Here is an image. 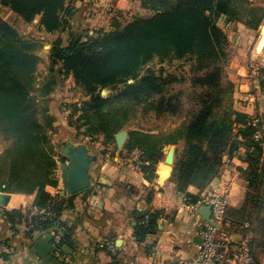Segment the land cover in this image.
I'll return each instance as SVG.
<instances>
[{"label": "trees", "instance_id": "trees-1", "mask_svg": "<svg viewBox=\"0 0 264 264\" xmlns=\"http://www.w3.org/2000/svg\"><path fill=\"white\" fill-rule=\"evenodd\" d=\"M137 1L152 15L137 17L126 25L115 22L111 30L86 37L74 31L67 45L62 39L53 43L51 71L72 76L87 97L73 105L78 117L70 126L76 128V136L92 141L103 138L107 146L116 144V134L130 121L139 103H146L148 110L158 113H177V104L162 96V78L152 70L142 77L140 72L156 58H195L198 70L204 72L196 82L206 88L200 96V107L185 124L168 134L130 130L124 150L142 152L141 171L153 181L157 166L165 157L164 148L183 141L184 155L177 158L173 178L188 204H196L219 177L226 156L229 160H242L246 167L239 165L238 171H248V186L257 188L264 180V150L253 139L250 117L235 109L234 83L223 82L229 40L219 21L225 18L226 23L243 22L258 30L264 10L252 6L249 0ZM0 4L27 24L40 17V26L49 34L70 28V19L76 12L67 0H0ZM37 49L36 42L23 39L13 25L0 17V134L10 142L0 155V193L34 196L33 206L46 208L54 199L47 188L59 187L57 151L51 140L57 124L47 101L57 83L42 87L39 97L43 101L32 96L39 91L36 71L42 59ZM259 79L264 92L263 69ZM104 89L117 92L103 98ZM59 145L62 148L63 142ZM241 149L246 150L245 154L240 153ZM191 186L199 194L189 193ZM256 198L252 203L257 202ZM62 206L63 201L57 208L56 223L64 226L59 220ZM4 214L12 224L17 219L20 223L24 220L21 211L5 210ZM144 214L141 219L137 217L135 228L140 243L156 228L162 212ZM146 219L148 224H143ZM226 223L234 231L235 222L226 216ZM54 226L38 223L27 234L49 232ZM68 243L67 233L62 246ZM112 264H119L116 258Z\"/></svg>", "mask_w": 264, "mask_h": 264}, {"label": "crops", "instance_id": "crops-1", "mask_svg": "<svg viewBox=\"0 0 264 264\" xmlns=\"http://www.w3.org/2000/svg\"><path fill=\"white\" fill-rule=\"evenodd\" d=\"M249 2L264 10V0ZM67 4L75 8L72 23H77L75 31L78 32L85 27L97 29V26H104L102 23H107L114 12L117 15L130 12L132 16L143 10L137 0H67ZM219 26L227 34L231 47L235 109L248 117L259 115L264 119V92L259 79L261 69L264 70V43L259 48L264 38V20L258 30L243 22ZM101 150L100 154L91 151L96 161L92 169L94 181L89 189L71 198L61 185V174L59 187L47 188L52 196L63 201L59 220L67 229L69 243L55 249L46 259L33 252V245L48 232H35L29 236L24 220L20 223L17 219L12 224L4 214L5 210L23 214L33 206L34 196L0 193V240L14 249L12 255L0 257V264H112L115 258L119 264H178L195 256L199 245L197 239L205 220L185 206V194L178 190L173 178L177 147L174 166L165 163L167 153L164 151L165 157L158 164L153 181L141 171V151L124 150L111 154L110 149ZM245 152L241 149L240 153ZM238 162L237 158L229 160L224 157L221 174L207 189L228 185L233 207L241 204L245 188L239 183L241 175L235 167ZM101 177L105 179L104 183H99ZM188 192L199 194L193 186ZM157 211L162 215L155 224L156 228L144 242H138L135 228L140 212Z\"/></svg>", "mask_w": 264, "mask_h": 264}, {"label": "rangeland", "instance_id": "rangeland-1", "mask_svg": "<svg viewBox=\"0 0 264 264\" xmlns=\"http://www.w3.org/2000/svg\"><path fill=\"white\" fill-rule=\"evenodd\" d=\"M110 9L111 7L109 6L108 10ZM129 14L131 13L129 12ZM129 14L125 15L124 13H121L117 15V12H114L111 18L108 19L107 23H102L104 26H97V29L94 27L93 29L85 27L82 28L79 33L81 36L86 37L91 30L97 32L100 30L105 31V29H107L106 31H109L115 22H120L122 25H126L137 17L150 16L152 15V12L143 9L142 11H137L132 16ZM0 17L13 25L23 39L34 41L38 44L37 54L42 59L36 71V89L39 91L34 92L32 96L37 97L38 101H43L39 97L42 94L40 91L42 87L54 81L57 83L54 84L53 93L47 100L50 114L54 118L55 124H57L51 132V136H53L51 140L57 151L56 160L58 163V169L56 170V177L59 179L61 174L60 159L58 158V153L61 150L59 144L66 141L69 137L73 143L87 144V146L91 148V151L93 150V152H97L98 154L102 152L101 149H110L111 154L118 151L116 144L111 143L107 146L106 141L103 138H100L97 141H92L91 139H85L83 136H76V128L70 126L72 123L76 122L78 117V115H75V107L73 105L76 103H82L84 100H87V97L84 91L76 86L72 76L65 74L59 75L57 71H55L56 73L51 71V61L49 57L53 43L57 39H62L64 45H67L70 36L76 30L77 23L75 21L72 23V19H70V28L49 34L42 26H40V17H37L31 24H27L9 8L3 7L1 4ZM225 21V18H222L219 21V24L224 25V23H226ZM226 50L228 53V61L223 79L224 84L228 81H232L233 75L231 72H235L230 61V43L226 47ZM148 70L154 71L156 76L162 78L164 84L162 96L177 104L178 111L175 114L167 111L158 113L154 110H148L146 103L136 104L134 107V114L131 116L132 118L123 130L130 131L132 129H140L155 134H168L185 124L191 113L200 107V96L206 92V88L201 84H197L196 80H198L204 72L198 70L196 59H191L190 57L182 60L173 59L166 61H161L156 58L142 69L140 77L145 75ZM54 77H56V80L53 79ZM121 88L122 86L118 89ZM108 92L107 97L115 94L117 90H109ZM82 131H84V129ZM9 145L10 142L6 141L4 136L0 134L1 154L9 147ZM98 146L100 148H98ZM175 147L178 149L179 158H182L184 155V142L181 141ZM169 148L170 146H166L164 151L167 153ZM123 151L124 149L121 152ZM237 160H239L238 157ZM241 161L242 160H239L238 166L242 165L243 167H246ZM238 166L235 167L237 168ZM240 175L241 179L239 183L245 186L242 198H240L242 201L239 207H233L230 204L227 210V219L235 222V227L232 229L236 232L245 233L248 231L252 234L253 255L258 264H264V180L261 181L257 188H250L247 180L248 171H242L240 172ZM254 196H257L256 203H252ZM185 247H187L186 242Z\"/></svg>", "mask_w": 264, "mask_h": 264}, {"label": "built area", "instance_id": "built-area-1", "mask_svg": "<svg viewBox=\"0 0 264 264\" xmlns=\"http://www.w3.org/2000/svg\"><path fill=\"white\" fill-rule=\"evenodd\" d=\"M249 125L254 131V141L264 150L263 117L259 115L250 117ZM53 197L54 199L48 207L31 206L24 211L23 215L26 232H29L38 223L55 224L48 233L52 235V243L57 249L62 247L67 229L56 223L58 219L57 208L61 200L57 196ZM230 197L231 190L228 185L206 190L196 204H188V199L185 197V206L192 212L198 213L202 207H209L211 215L210 221L205 220L204 222V228L200 233L201 243L197 246L195 256L178 264H258L252 251V234L248 231L245 233L231 231L226 223ZM143 224H148V220H144ZM13 253L12 246L0 240V257Z\"/></svg>", "mask_w": 264, "mask_h": 264}, {"label": "water", "instance_id": "water-1", "mask_svg": "<svg viewBox=\"0 0 264 264\" xmlns=\"http://www.w3.org/2000/svg\"><path fill=\"white\" fill-rule=\"evenodd\" d=\"M264 43V38L261 40L259 48L261 49ZM108 89H104L101 93L103 98H107ZM129 139V131L122 130L115 136L117 150L121 152ZM176 147L171 145L166 157L165 163L174 166ZM91 149L87 144H75L71 139L63 142V150L58 153L60 159L61 169V183L64 191L69 195L81 193L91 187L94 181L92 176V169L96 161L95 156L91 154ZM105 179L100 178L99 183H104ZM198 214L204 220L210 221L211 210L209 207H202L199 209ZM144 212H140L138 219L144 217ZM136 224V223H135ZM52 235L47 234L38 239L33 245V252L40 258L46 259L55 250L52 244ZM201 243V237L197 239ZM65 248H68L67 246Z\"/></svg>", "mask_w": 264, "mask_h": 264}, {"label": "flooded vegetation", "instance_id": "flooded-vegetation-1", "mask_svg": "<svg viewBox=\"0 0 264 264\" xmlns=\"http://www.w3.org/2000/svg\"><path fill=\"white\" fill-rule=\"evenodd\" d=\"M61 150H63V147L61 148ZM61 150H60V151H61Z\"/></svg>", "mask_w": 264, "mask_h": 264}]
</instances>
